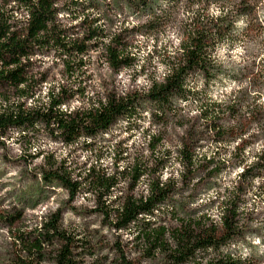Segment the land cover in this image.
<instances>
[{
  "label": "clouds",
  "instance_id": "clouds-1",
  "mask_svg": "<svg viewBox=\"0 0 264 264\" xmlns=\"http://www.w3.org/2000/svg\"><path fill=\"white\" fill-rule=\"evenodd\" d=\"M0 264H264V0H0Z\"/></svg>",
  "mask_w": 264,
  "mask_h": 264
}]
</instances>
